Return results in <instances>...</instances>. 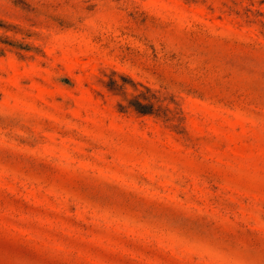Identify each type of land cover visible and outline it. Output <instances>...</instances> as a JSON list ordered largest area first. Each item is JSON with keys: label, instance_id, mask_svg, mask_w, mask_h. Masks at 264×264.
Returning a JSON list of instances; mask_svg holds the SVG:
<instances>
[{"label": "rangeland", "instance_id": "obj_1", "mask_svg": "<svg viewBox=\"0 0 264 264\" xmlns=\"http://www.w3.org/2000/svg\"><path fill=\"white\" fill-rule=\"evenodd\" d=\"M0 264H264V0H0Z\"/></svg>", "mask_w": 264, "mask_h": 264}, {"label": "trees", "instance_id": "obj_2", "mask_svg": "<svg viewBox=\"0 0 264 264\" xmlns=\"http://www.w3.org/2000/svg\"><path fill=\"white\" fill-rule=\"evenodd\" d=\"M136 105V106H135ZM134 106L136 107V109H138L139 111H145V109H147L148 107L147 106H145V105H142V104H140V103H136V104H134Z\"/></svg>", "mask_w": 264, "mask_h": 264}]
</instances>
